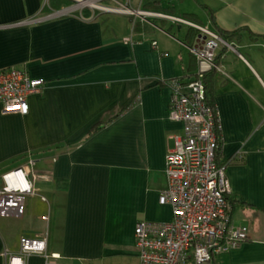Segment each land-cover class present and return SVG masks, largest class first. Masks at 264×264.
I'll return each instance as SVG.
<instances>
[{"label":"crops","instance_id":"obj_1","mask_svg":"<svg viewBox=\"0 0 264 264\" xmlns=\"http://www.w3.org/2000/svg\"><path fill=\"white\" fill-rule=\"evenodd\" d=\"M176 1L130 0L131 9L163 17L128 16L129 37L108 25L112 13L0 0V70L17 68L44 81L27 98L26 115H2L0 108V187L1 176L17 168L36 176L23 215L0 217V264L19 251L21 238L42 237L47 253L59 257L55 263L139 264L136 224L171 221L170 206L158 199L182 125L169 120L167 83L191 79L196 68L186 48L195 39L173 18L193 16L190 23L215 33L239 32L229 44L264 51V0ZM220 53L228 85L213 96L218 161L230 187L231 224L246 227L248 236L215 264H264V57L230 65V76ZM237 157L243 161L232 162ZM26 264L47 263L33 255Z\"/></svg>","mask_w":264,"mask_h":264},{"label":"built area","instance_id":"obj_2","mask_svg":"<svg viewBox=\"0 0 264 264\" xmlns=\"http://www.w3.org/2000/svg\"><path fill=\"white\" fill-rule=\"evenodd\" d=\"M76 2L84 7L92 0ZM138 14L163 17L147 12ZM173 21L198 32L194 43L186 47L196 61L197 76L189 80L175 78L167 83L169 120L182 125V134L174 137V148L166 157L167 187L158 199L160 205L170 206L172 219L160 224L138 222L134 228V248L139 264H208L215 255L236 249L248 236L246 227L231 224L227 200L230 187L225 167H219L215 160L220 124L216 111L206 103L201 81L207 72L223 73L215 63L218 51L233 48L206 27L179 18ZM43 87V80L30 78L24 70H0L1 114L26 115L27 98ZM35 180L36 176L22 167L1 176V218L23 215L25 197L35 195ZM46 243L45 237L21 238L19 251L8 254L7 264H26L33 255L43 257L47 264H59L54 262L58 256L47 253Z\"/></svg>","mask_w":264,"mask_h":264},{"label":"rangeland","instance_id":"obj_3","mask_svg":"<svg viewBox=\"0 0 264 264\" xmlns=\"http://www.w3.org/2000/svg\"><path fill=\"white\" fill-rule=\"evenodd\" d=\"M72 1H73L72 6L76 7V12L83 11L84 9H88L90 11H94V13H95L94 9H97L98 12H108V13H112V14H117V15L107 14V17L110 19V24L108 23V25L113 26L116 23V25H117V26L115 25L116 33L118 32L121 36L127 35L130 37L131 24H130V21L129 22L127 21L128 16H138L143 20H147V19H145L146 18L145 16L138 14L140 11H137V10L135 11V10L131 9L132 7H129L130 6V0H125L126 5H124L125 2L123 0L122 1L123 5L120 4V6H117V5L115 6L114 4H113L114 6L104 5V4H100V2H98V0H95V1L92 0V3H89L84 7H82V5H80V3L76 2L78 0H76V1L72 0ZM136 1L137 0H133L134 3ZM170 1H172L174 3L177 2L176 0H170ZM177 5H178V3H177ZM185 5L188 6L187 4H185ZM116 10L120 11L121 13H116L115 12ZM127 12H129V13H127ZM124 16H126V17H124ZM229 45L232 46L233 49L227 48L225 50V52H226L225 55H226V57H228V59L226 58L227 63L225 64V66H223V68H224V73H227L230 76H232V74L229 72V69H228V68H230V65L242 67L241 64H245L244 61H247L248 63H252L251 60H249L251 58L250 55L254 56L255 58H257L259 60H261V58L264 57V53H262L264 51H262V49H260V48H258V49L255 48L254 46H252L251 43L248 44L249 47H246L247 45L245 43H240V44L232 43ZM250 52H252V53H250ZM186 58H187V54L185 53L184 59H186ZM240 62H242V63H240ZM245 66H247V65L245 64ZM247 81L248 82L246 85H248L249 87L255 86L253 82H250L248 79H247Z\"/></svg>","mask_w":264,"mask_h":264},{"label":"trees","instance_id":"obj_4","mask_svg":"<svg viewBox=\"0 0 264 264\" xmlns=\"http://www.w3.org/2000/svg\"><path fill=\"white\" fill-rule=\"evenodd\" d=\"M72 4H73L72 0H49V2H48V6L51 9H59L61 6L68 7V6L72 5ZM144 7L147 8L146 4L144 5ZM184 17L186 19L185 21H187V22L194 23L193 21H195V18L193 16H186L185 15ZM197 25H199V24H197ZM139 28H140V24L139 23H135L133 25V31L134 32L139 31ZM187 28H188L187 39L188 40L195 39V37L197 36L198 32L195 29H193V28H191L189 26H187ZM238 33L239 32H232V33L224 32V33H218V34L224 41L229 43L232 39L236 38V36L239 35ZM223 50H225V49L224 48L221 49V53L223 52ZM192 59H193V62H195V67H196V61H195L194 57H192ZM215 63L218 64V55H217V58L215 60ZM196 76H197V74H196V68H195V72L192 75V78H196ZM201 81H202V83L204 85V88H205V100H206V103L211 109L214 110L213 96L220 89L225 88L228 85V81L224 78V76L221 73H218L216 71H210V72H207V73L203 74L201 76ZM94 129L95 128H93L92 131H94ZM221 144H222L221 143V139L220 138L217 139L218 148H217V151H216L215 160H216V164L219 167H222V166L225 167V164H220L219 161H218V158L220 157V153H221ZM234 161L242 162L243 159L241 157H237V158L232 160V162H234ZM227 200H228V203L230 205V214H231V208L232 207H231V203H230L229 197H227ZM218 256L219 255H217V256L215 255L208 264H215V262L217 261V257Z\"/></svg>","mask_w":264,"mask_h":264},{"label":"flooded vegetation","instance_id":"obj_5","mask_svg":"<svg viewBox=\"0 0 264 264\" xmlns=\"http://www.w3.org/2000/svg\"><path fill=\"white\" fill-rule=\"evenodd\" d=\"M75 1V0H74Z\"/></svg>","mask_w":264,"mask_h":264}]
</instances>
